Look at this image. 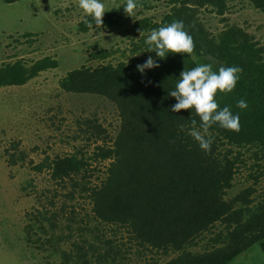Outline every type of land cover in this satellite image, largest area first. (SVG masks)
Returning a JSON list of instances; mask_svg holds the SVG:
<instances>
[{
	"label": "rangeland",
	"instance_id": "obj_1",
	"mask_svg": "<svg viewBox=\"0 0 264 264\" xmlns=\"http://www.w3.org/2000/svg\"><path fill=\"white\" fill-rule=\"evenodd\" d=\"M103 2L102 25L92 28L78 0H0V74L9 67L26 78L17 85L0 79V264H264L256 222L264 212V159L252 152L220 192L226 215L185 236L118 224L94 200L113 162L99 156L116 144L121 111L108 97L66 90L64 81L75 71L148 58L140 22L160 23L179 4L137 0L129 17L127 0ZM214 3L196 8L209 36L237 29L264 60V7L254 0ZM189 56L214 71L222 67ZM228 150L217 146L222 157ZM71 158L83 166L67 176L62 162Z\"/></svg>",
	"mask_w": 264,
	"mask_h": 264
},
{
	"label": "trees",
	"instance_id": "obj_2",
	"mask_svg": "<svg viewBox=\"0 0 264 264\" xmlns=\"http://www.w3.org/2000/svg\"><path fill=\"white\" fill-rule=\"evenodd\" d=\"M214 1L179 0L178 6L162 22L147 19L140 22L144 32L140 42L146 51L145 34L180 20L194 41L191 54L210 57L222 66L243 69L233 92H218L216 96L220 108L230 106L234 114H239L240 131L213 126L209 153L201 151L188 134L191 119L199 118L191 116V110L171 112L176 101L168 92L174 89L184 68L190 70L198 66L189 54H169L165 60L158 61V68L143 75L136 68L147 57L137 59L136 65L75 71L64 81L66 90L108 97L121 111L123 129L116 144L99 156L113 159L108 177L94 191V200L106 206L109 220L130 223L148 233L167 229L174 236H185L189 228L214 223L226 215L220 192L233 180L236 164L245 152H252L256 159H264V60L237 29L224 31L218 40L209 36L197 18L196 8L208 2L214 5ZM254 2L264 7V0ZM149 54L156 58L154 52ZM39 70L40 67L36 72ZM17 72L8 67L0 74V79L3 83L21 84L26 78ZM240 99L247 100L246 110L236 107ZM218 144L229 147L223 157L217 153ZM233 148L239 151L233 154ZM62 164L63 174L67 176L83 166L76 158ZM256 222L264 232L263 211Z\"/></svg>",
	"mask_w": 264,
	"mask_h": 264
},
{
	"label": "clouds",
	"instance_id": "obj_3",
	"mask_svg": "<svg viewBox=\"0 0 264 264\" xmlns=\"http://www.w3.org/2000/svg\"><path fill=\"white\" fill-rule=\"evenodd\" d=\"M78 7L83 11L89 27L102 25L106 13L103 0H78ZM122 8L126 15L134 16L137 0H127ZM144 43L148 48L147 52H154L156 58L149 56L143 64L137 65L136 70L142 75L146 71L158 68L160 66L158 61L165 60L169 54H191L195 47L192 36L185 30V25L180 20L152 29ZM242 72L243 69L239 66H222L214 71L211 64H200L190 70L184 68L180 77L176 79L174 89L168 92L176 101L171 107V112L191 110V116L199 118L191 119L188 134L205 153H209L212 148L210 129L213 126L232 132L240 131L239 114H234L230 106L220 108L216 96L218 92L232 93ZM236 107L246 110L247 100H238ZM181 130H184L183 126Z\"/></svg>",
	"mask_w": 264,
	"mask_h": 264
}]
</instances>
